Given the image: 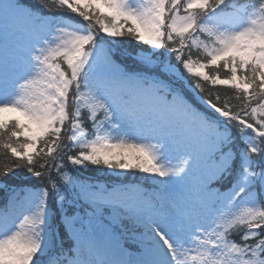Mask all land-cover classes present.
<instances>
[{"label": "snow or ice", "instance_id": "6c2138e0", "mask_svg": "<svg viewBox=\"0 0 264 264\" xmlns=\"http://www.w3.org/2000/svg\"><path fill=\"white\" fill-rule=\"evenodd\" d=\"M0 150V264H264V0H0Z\"/></svg>", "mask_w": 264, "mask_h": 264}, {"label": "trees", "instance_id": "16d2710c", "mask_svg": "<svg viewBox=\"0 0 264 264\" xmlns=\"http://www.w3.org/2000/svg\"><path fill=\"white\" fill-rule=\"evenodd\" d=\"M33 2H35V0H33ZM50 7H52V5L50 4ZM203 39V37H201ZM126 47L128 48V51H131V49L133 47H135L134 44L131 45H126ZM197 55L196 51L193 50V56L195 57ZM220 75L222 77L226 76L227 73H225L223 70H221ZM189 83L195 84L196 81L194 78L189 77ZM203 90L201 91L200 89H197V92L199 93V95L196 97L197 100H199L200 97H203L204 99H213V101H215V97L217 95H219L222 99L225 96H233L234 93L227 88H223V87H216L213 88L207 84H202L201 85ZM233 104L238 105L240 102L237 100H232L231 101ZM251 122V121H250ZM68 135H70L69 132H65V137H67ZM65 143H67V140L65 139ZM41 147H43V145H41ZM76 150H71L68 151L66 153H64L65 159L63 161H59L60 163L63 164L64 166V170H68L71 168V165L69 163V161L67 160L68 156H71L74 154ZM15 163V161L12 159V157L10 155L4 154L2 150H0V169H2L5 165H13ZM39 163H43V161H40ZM37 170H40L39 167H37ZM53 175H55V172H53ZM85 176H90L92 179L94 180H100L102 182H109V174L106 173L105 171H90L87 173H84ZM115 178L113 177V180ZM128 180L132 181V182H137L141 185L142 188H144L145 190L151 191L153 188L152 182L151 180H149L145 174H136L133 176H129ZM34 183H41V181L39 180H34ZM0 202H2V196H0Z\"/></svg>", "mask_w": 264, "mask_h": 264}]
</instances>
